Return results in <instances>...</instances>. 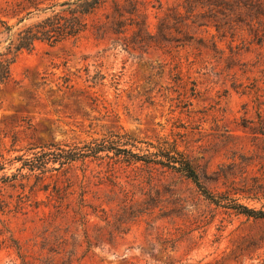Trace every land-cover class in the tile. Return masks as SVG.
Wrapping results in <instances>:
<instances>
[{"label": "rangeland", "instance_id": "rangeland-1", "mask_svg": "<svg viewBox=\"0 0 264 264\" xmlns=\"http://www.w3.org/2000/svg\"><path fill=\"white\" fill-rule=\"evenodd\" d=\"M63 1L0 0V32L15 41ZM213 3L106 0L77 41L19 54L0 88V264H264V218L229 207L264 209V18ZM114 134L174 144L221 204L114 151L29 169L51 143Z\"/></svg>", "mask_w": 264, "mask_h": 264}, {"label": "trees", "instance_id": "trees-1", "mask_svg": "<svg viewBox=\"0 0 264 264\" xmlns=\"http://www.w3.org/2000/svg\"><path fill=\"white\" fill-rule=\"evenodd\" d=\"M214 1L216 2L213 3L214 6L224 5L230 10L235 8L248 9L251 4L258 2V14L260 17L264 18V0ZM105 2L106 0H95L94 2L88 0L63 1L57 5L58 7L52 9V13L54 14L28 26L24 30V34L15 41L11 39L12 34L4 36L3 33L0 32V46L5 44L4 49L0 51V88L12 79V65L23 50L33 49L38 41L48 42L50 45H55L70 37H73L75 41H77L82 36V33L88 29V22L85 16L95 13L100 7L105 5ZM188 11L190 10L188 9ZM232 14V16L235 17L237 12ZM124 17V14L117 13V15H115L114 13L110 24L112 26H118V30H122L123 28L124 32L125 24L122 21ZM23 20L24 19L20 18L18 23ZM101 26L104 28L106 24L102 23ZM12 28L13 25L6 24L5 26L7 31H11ZM256 35L264 37V29L257 30ZM131 139L132 138L127 136L114 134L108 137V139L102 140V142L88 143L83 147L69 149L62 148L59 144L51 143L47 147H43L41 150L35 152L33 157L28 160L31 162L29 169H38L44 172L47 170L48 163H59L61 166H64L67 163L86 156L97 155L103 151H114L116 155H126L136 161L142 160L151 162L156 160L164 166L185 175L192 180L207 199H210L218 205L221 204L220 198L215 196V194L203 184L199 172L191 163L190 159L174 144L166 141H159L157 144L148 143V147L152 146L155 148V150H150L149 148L138 147L136 143L130 141ZM133 147L142 150V153L135 152ZM236 202L237 203L229 207L250 217L264 218V209L257 210L243 203H239L238 201Z\"/></svg>", "mask_w": 264, "mask_h": 264}]
</instances>
